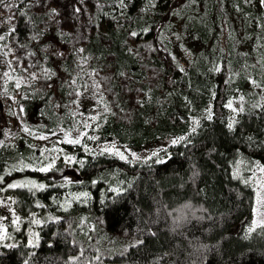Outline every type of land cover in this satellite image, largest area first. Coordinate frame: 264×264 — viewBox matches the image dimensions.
<instances>
[{"label": "trees", "instance_id": "trees-1", "mask_svg": "<svg viewBox=\"0 0 264 264\" xmlns=\"http://www.w3.org/2000/svg\"><path fill=\"white\" fill-rule=\"evenodd\" d=\"M3 29L0 53L30 82L9 78L1 99L33 138L0 129V191L44 221L0 244V264H264V226L249 231L264 167L261 0H4ZM89 90L98 142L168 144L161 159L79 146L78 181L63 158L39 171L52 160L34 139L84 131ZM27 177L45 187L9 189Z\"/></svg>", "mask_w": 264, "mask_h": 264}, {"label": "rangeland", "instance_id": "rangeland-1", "mask_svg": "<svg viewBox=\"0 0 264 264\" xmlns=\"http://www.w3.org/2000/svg\"><path fill=\"white\" fill-rule=\"evenodd\" d=\"M3 32H5V29L0 31V35H3ZM175 54L178 60L186 63L187 58L184 49L176 45ZM5 73H7V75H5ZM9 78H15L19 85H25L30 82L27 79L16 78L14 75H12L8 59L0 53V129H7L9 131V140L17 136L31 137L18 120L17 114L15 112L14 100L8 99L4 101L1 99L3 85ZM96 95H94L92 90H89L81 99L80 107L86 125V129L84 131H79L73 135L58 134L51 138L34 139L35 144H37L39 150L42 151V155L45 158H51V167L57 164V160L59 158L65 159L67 165L63 174V179L69 182L78 181V176L70 169V165L73 163L74 157L70 155V153L73 151L69 147L75 148L79 146L85 152L91 153L90 150L94 148L96 152L103 153L109 158L117 159L132 165L147 164L159 161L162 155L167 152L168 144L160 143L148 145L142 149H131L120 146L117 141L104 143L98 142V136L94 132L95 129L91 119L99 110V102L96 99ZM230 109L232 111L235 109L233 112H236L238 110V105L236 103H232ZM67 139H79L80 143L71 144L66 142ZM177 141H179V143L181 142V140ZM104 149H112L113 151L112 153H109L103 151ZM117 151L123 153L126 159H121L118 155H115V152ZM261 169H264V167H258L256 169L253 178L256 189V198L252 209L251 219L249 218V225L252 228L264 226V203H258V200L264 201V172H262ZM29 181H34L37 186L42 184L45 187L44 183L27 177L18 179L12 183L18 185L24 184L25 186L16 188L9 187V189H41L39 187H32L27 183ZM69 206L70 202L66 201L62 204V209L67 210ZM17 218H19V222L14 223L13 221H15ZM35 221H39V223H35ZM43 221L44 220L38 216H24L17 206L16 198L11 194H8L5 190L0 191V236H3V238L0 239V244H8V242L19 243L24 239V237H29V235L31 238H34L37 232V227ZM254 221L257 222L255 225L253 224Z\"/></svg>", "mask_w": 264, "mask_h": 264}, {"label": "snow or ice", "instance_id": "snow-or-ice-1", "mask_svg": "<svg viewBox=\"0 0 264 264\" xmlns=\"http://www.w3.org/2000/svg\"><path fill=\"white\" fill-rule=\"evenodd\" d=\"M4 2V0H0V4H2ZM261 3H264V0H261ZM13 31H14V29H13ZM132 35L133 36H135L136 35V33H132ZM5 37L3 36V35H0V40H3ZM5 75H7V73H5ZM19 86V85H18ZM229 106V108H231V104H229L228 105ZM106 107V106H105ZM233 111H235V109H233ZM91 119H93V120H95L96 119V117H92ZM25 131H27V129H25ZM40 139H46V137H40ZM181 139H183V138H181ZM66 142H68V143H71V144H79L80 143V140L79 139H67L66 140ZM179 141H177V140H173V144H176V143H178ZM103 151H105V152H109V153H112V149H104ZM115 155H118L121 159H126V157L123 155V153H120V152H115ZM155 155V154H154ZM69 159H71V158H69ZM51 167V165H48L47 167H42V168H40V169H38L39 171H43V172H47L48 170H49V168ZM261 171L262 172H264V169H261ZM28 184H30L32 187H39V188H43L44 187V185H36L35 184V182L34 181H29V182H27ZM23 186H25L24 184H20V185H18V184H12V185H9V187H11V188H16V187H23ZM30 190H31V188H30ZM258 203H264V201H260V200H258ZM14 223H18L19 222V218H17L15 221H13ZM35 223H39V221H35ZM257 222L256 221H254L253 222V224L255 225ZM254 229L253 228H250L249 229V231L251 232V231H253ZM3 238V236H0V239H2Z\"/></svg>", "mask_w": 264, "mask_h": 264}]
</instances>
